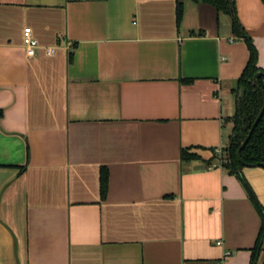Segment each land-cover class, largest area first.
Here are the masks:
<instances>
[{
    "label": "crops",
    "instance_id": "crops-1",
    "mask_svg": "<svg viewBox=\"0 0 264 264\" xmlns=\"http://www.w3.org/2000/svg\"><path fill=\"white\" fill-rule=\"evenodd\" d=\"M236 6L264 69V0ZM249 57L204 0H0V264H251L263 222L215 155Z\"/></svg>",
    "mask_w": 264,
    "mask_h": 264
},
{
    "label": "trees",
    "instance_id": "trees-1",
    "mask_svg": "<svg viewBox=\"0 0 264 264\" xmlns=\"http://www.w3.org/2000/svg\"><path fill=\"white\" fill-rule=\"evenodd\" d=\"M208 3H212L219 11L229 13L233 18V32L235 35L244 41L249 48L250 57L242 75L238 81V96L236 104V113L231 117L233 121V132L230 136L229 145L225 147L222 154L216 153V157L222 162V165L228 169L229 172L237 174L246 185L248 191H250L251 199L256 206L261 219L262 227L258 235L257 242L252 248V260L251 264H259L262 253L264 252V203L262 204L255 191H253L248 180L242 173V169L246 167L240 159H238L237 151L248 135L252 124L260 113V108L263 104V95L256 87L254 83V75L259 70L264 69L260 67L258 63L259 50L256 47L254 38L246 30L244 25L240 21L238 16L236 0H204ZM183 14V2L179 1L177 7V20L178 24L182 19ZM73 59V52L71 53L70 60ZM259 82L264 89V76H260ZM2 111H0V115ZM182 160H190L198 158L196 154L190 153L189 149L183 148L181 154ZM242 159L247 163H260L264 162V114L261 120L256 125V128L248 140L246 147L242 150ZM101 185L100 194L102 199L107 197V193L110 185L109 168L103 166L100 174ZM261 264H264L261 263Z\"/></svg>",
    "mask_w": 264,
    "mask_h": 264
},
{
    "label": "water",
    "instance_id": "water-1",
    "mask_svg": "<svg viewBox=\"0 0 264 264\" xmlns=\"http://www.w3.org/2000/svg\"><path fill=\"white\" fill-rule=\"evenodd\" d=\"M260 76H264V71L263 70H259V72H257L253 79H254V83L256 85V87L259 89V91L262 93L263 95V104L260 108V113L259 115L257 116V118L255 119L254 123L252 124V128L250 129L248 135L245 137V140L242 141V144L240 145L238 151H237V156H238V159H240V161L245 165V166H264V162H260V163H247L245 162L244 159H242V150L246 147V144L248 142V140L250 139L251 135L253 134L255 128H256V125L259 123V121L261 120V117L263 116L264 114V89L263 87L261 86L260 82H259V78Z\"/></svg>",
    "mask_w": 264,
    "mask_h": 264
},
{
    "label": "built area",
    "instance_id": "built-area-1",
    "mask_svg": "<svg viewBox=\"0 0 264 264\" xmlns=\"http://www.w3.org/2000/svg\"><path fill=\"white\" fill-rule=\"evenodd\" d=\"M23 37H24L25 52L30 57L35 56L36 49L39 46V40L33 36V30L31 27H26L24 29ZM215 151L218 154H222L223 149H216ZM214 165H217V164H214Z\"/></svg>",
    "mask_w": 264,
    "mask_h": 264
},
{
    "label": "rangeland",
    "instance_id": "rangeland-1",
    "mask_svg": "<svg viewBox=\"0 0 264 264\" xmlns=\"http://www.w3.org/2000/svg\"><path fill=\"white\" fill-rule=\"evenodd\" d=\"M252 167H253V166H252ZM253 168H260V169L263 168V169H264V166H262V167H261V166H256V167H253ZM262 204H263V203H262Z\"/></svg>",
    "mask_w": 264,
    "mask_h": 264
}]
</instances>
